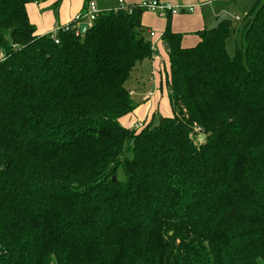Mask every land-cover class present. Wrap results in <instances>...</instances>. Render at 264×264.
Listing matches in <instances>:
<instances>
[{
	"label": "trees",
	"instance_id": "1",
	"mask_svg": "<svg viewBox=\"0 0 264 264\" xmlns=\"http://www.w3.org/2000/svg\"><path fill=\"white\" fill-rule=\"evenodd\" d=\"M30 2L0 0V264H264V0L233 54L232 19L192 46L167 19L171 115L138 129L119 118L153 53L144 9L55 42Z\"/></svg>",
	"mask_w": 264,
	"mask_h": 264
},
{
	"label": "crops",
	"instance_id": "2",
	"mask_svg": "<svg viewBox=\"0 0 264 264\" xmlns=\"http://www.w3.org/2000/svg\"><path fill=\"white\" fill-rule=\"evenodd\" d=\"M139 1L141 0H123L125 5L137 4ZM160 1L164 3H170L172 5H180L182 6V8L179 10V12L175 14L160 15L158 12H156L159 15V17H156V19L153 20L149 19V16L145 17V12H148V14L151 15L152 14L151 11H142L141 13V26L144 34L146 35V38L149 39L148 36L150 37L149 40L151 42V48L153 50V53L150 58L142 60L136 66L137 72L131 78V84H130V89H132L131 92L134 91L133 93L134 96L135 97L140 96V98L135 100L134 98H132L133 95L132 94L130 95L133 102L136 104V107L132 112L120 117L119 120L121 124L125 127L131 128L132 125L135 124V122L148 123L149 121L153 120L155 113L158 111L160 107L161 101H165L166 104H168L167 106L169 107V113H166L165 115L163 114L162 116L171 115V109L166 93L163 91L164 92V97H163L162 93L160 92V89L158 90L157 88L158 85L156 84V80H155V76L158 74L159 71H162L164 67L168 71L166 64L168 61L167 47H166V43L161 39V33L165 28L167 19L169 20L171 31L182 33L183 35L182 45L192 46L197 41V36L195 34L196 31L204 28H208L220 13L224 11L229 12L228 4L224 0H160ZM34 3L37 4V2ZM96 3L98 8L103 10L114 8L117 5L116 0H96ZM84 4H85V0H83L82 4L79 5L77 4V8L75 9L73 8L71 12L72 15L67 20H64L63 22L60 21L55 22L54 25L55 24L64 25L70 22L76 14L82 12V9L84 8ZM189 7H192V9L189 10L188 9ZM153 16H156L154 12H153ZM50 29H52V27ZM50 29H48L47 31H49ZM152 29L159 30L160 32H154V30ZM150 31H153L155 35L150 36L149 35ZM189 37L190 39H188ZM145 61L147 62V65H145ZM144 66L147 67L149 66L148 81H152L154 86L153 89L154 91L150 90L152 92V95L150 97L147 95L148 92H150L149 90L144 94V92H141L137 88L139 87L140 81L142 80L140 76H142V69Z\"/></svg>",
	"mask_w": 264,
	"mask_h": 264
},
{
	"label": "rangeland",
	"instance_id": "3",
	"mask_svg": "<svg viewBox=\"0 0 264 264\" xmlns=\"http://www.w3.org/2000/svg\"><path fill=\"white\" fill-rule=\"evenodd\" d=\"M36 1H37V4H35L34 2L28 3L26 6V9H27L29 23L34 27L35 34H38V35L47 34L48 33L47 30L53 27L55 22H59V21L63 22L64 20H67L72 15L71 12L73 8L74 9L77 8V4L79 5V4H82L83 2V0H36ZM224 1L227 2L228 10L232 16V27H231L232 35L226 39V50L229 54H233L235 47L240 46L242 44L241 30H242V24L246 23V21L249 18L248 17L249 15L247 16V12L251 7H254L258 3L254 4L256 0H224ZM143 11H149V10H143ZM154 13L156 16H153V12L151 15H149L148 12H145V17L149 16V19H152V20L156 19V17H159V15L156 12ZM252 14L253 13H250V15ZM152 30H154V32H160L159 30H156V29H152ZM148 38L150 39L149 36ZM188 39H190V37ZM145 65H147L146 61H145ZM148 67L147 66L143 67L142 76H140L142 80L140 81L139 87H137L141 92H144V94L148 90L152 91L154 89L153 82L148 81V76H149ZM167 69H168V66H167ZM136 72L137 71L135 68L132 72V76H134ZM166 73H167V70L164 67L162 71H159L158 74L155 76L156 84L158 85L157 88L158 90L160 89V92L162 93L163 97H164V92L166 93L165 91L166 90L165 89ZM131 78L126 82V87L129 89V93L132 90L130 89ZM142 81H143V84H142ZM133 93L134 91L130 93V95L131 94L133 95L132 98H134L135 100L140 98V96L135 97ZM167 105L168 104H166L165 101H161L160 107L158 111L155 113L153 120L157 121L160 116H162L163 114L165 115L166 113H169V107ZM137 124L141 125L142 122H135V124L132 125L131 128H136V129L140 128V126ZM196 137L198 140V135H196ZM123 156L131 157V152L125 149ZM116 174L119 180H124V174L122 172L121 167L117 169ZM52 264H54V260H52Z\"/></svg>",
	"mask_w": 264,
	"mask_h": 264
},
{
	"label": "built area",
	"instance_id": "4",
	"mask_svg": "<svg viewBox=\"0 0 264 264\" xmlns=\"http://www.w3.org/2000/svg\"><path fill=\"white\" fill-rule=\"evenodd\" d=\"M117 5L113 8L114 11H117L120 8H127L131 10L133 7H138L144 10H149L152 12H158L160 15H167V14H175L179 12V10L182 8L180 5H172L170 3H164L160 0H141L137 4L133 5H125L123 0H116ZM189 10L192 9V7L188 8ZM101 9L98 8L96 0H87V8L85 12L83 13H78L74 16V20L76 21L77 24V32H78V25L82 22H85L87 24H90L91 21H93L97 16L99 15ZM237 18V17H236ZM68 25H59L55 24L52 29L48 31L49 35L51 38L57 42L56 38V33L58 30H67ZM150 36H154L155 33L153 31L149 32ZM167 47V45H166ZM168 47H167V52H168ZM149 97L152 95V92H148L147 94Z\"/></svg>",
	"mask_w": 264,
	"mask_h": 264
},
{
	"label": "water",
	"instance_id": "5",
	"mask_svg": "<svg viewBox=\"0 0 264 264\" xmlns=\"http://www.w3.org/2000/svg\"><path fill=\"white\" fill-rule=\"evenodd\" d=\"M232 19V16L230 13L224 11L222 13H220L217 18L211 23V25L208 27L209 29H215L218 27V25L220 23H222L223 21H230ZM87 28V23L82 22L78 25V30L80 33H83L85 31V29ZM159 119H161V116L159 117ZM205 137L204 134H199L198 135V139L199 140H203ZM112 179H115V177L113 176Z\"/></svg>",
	"mask_w": 264,
	"mask_h": 264
}]
</instances>
